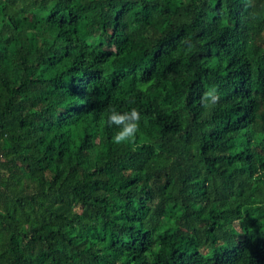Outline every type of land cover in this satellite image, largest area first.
I'll use <instances>...</instances> for the list:
<instances>
[{
	"label": "trees",
	"instance_id": "obj_1",
	"mask_svg": "<svg viewBox=\"0 0 264 264\" xmlns=\"http://www.w3.org/2000/svg\"><path fill=\"white\" fill-rule=\"evenodd\" d=\"M260 168L264 0H0V264H264Z\"/></svg>",
	"mask_w": 264,
	"mask_h": 264
},
{
	"label": "clouds",
	"instance_id": "obj_2",
	"mask_svg": "<svg viewBox=\"0 0 264 264\" xmlns=\"http://www.w3.org/2000/svg\"><path fill=\"white\" fill-rule=\"evenodd\" d=\"M187 43L189 49H194L196 46L194 41H189ZM219 99L218 86L211 85L203 92L201 102L206 107L211 108L217 104ZM141 122L142 113L135 106L128 109L111 108L107 115V123L114 127L111 138L115 143L125 142L134 138L140 130ZM258 177H264V168L257 170L256 174L253 176V180Z\"/></svg>",
	"mask_w": 264,
	"mask_h": 264
}]
</instances>
